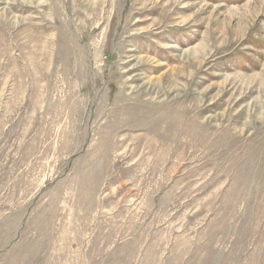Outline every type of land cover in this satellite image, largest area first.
<instances>
[{"label": "rangeland", "instance_id": "rangeland-1", "mask_svg": "<svg viewBox=\"0 0 264 264\" xmlns=\"http://www.w3.org/2000/svg\"><path fill=\"white\" fill-rule=\"evenodd\" d=\"M0 264H264V0H0Z\"/></svg>", "mask_w": 264, "mask_h": 264}]
</instances>
